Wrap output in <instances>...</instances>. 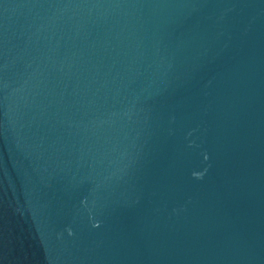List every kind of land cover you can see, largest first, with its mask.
<instances>
[{
    "label": "water",
    "instance_id": "1",
    "mask_svg": "<svg viewBox=\"0 0 264 264\" xmlns=\"http://www.w3.org/2000/svg\"><path fill=\"white\" fill-rule=\"evenodd\" d=\"M0 264H264V0H0Z\"/></svg>",
    "mask_w": 264,
    "mask_h": 264
}]
</instances>
